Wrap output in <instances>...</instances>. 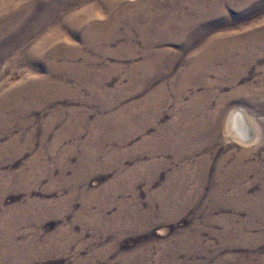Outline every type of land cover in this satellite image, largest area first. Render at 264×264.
Segmentation results:
<instances>
[{
  "label": "rangeland",
  "instance_id": "374dc122",
  "mask_svg": "<svg viewBox=\"0 0 264 264\" xmlns=\"http://www.w3.org/2000/svg\"><path fill=\"white\" fill-rule=\"evenodd\" d=\"M0 264H264V0H0Z\"/></svg>",
  "mask_w": 264,
  "mask_h": 264
},
{
  "label": "bare ground",
  "instance_id": "6f19581e",
  "mask_svg": "<svg viewBox=\"0 0 264 264\" xmlns=\"http://www.w3.org/2000/svg\"><path fill=\"white\" fill-rule=\"evenodd\" d=\"M18 1H22V0H18ZM212 47H211V45H209L203 50L202 53L198 54L197 57H196L195 62L193 63V66L191 68H195V67L201 66V64L204 61H206V60H208V61L213 63L215 58L214 57L213 58L209 57V54L212 51L211 50ZM226 62H227L226 63L227 66H232V64L235 62V60L232 57H229V58L226 59ZM228 129L230 130V132H232V134H234V136L236 137L237 140H239V141H241V142H243L245 144L251 143L253 141V139H254L253 138L254 136L250 134V130L248 129V131H247L246 127L244 126L243 114L241 113L240 110H235V111H233L231 113V115L229 117V120H228Z\"/></svg>",
  "mask_w": 264,
  "mask_h": 264
}]
</instances>
